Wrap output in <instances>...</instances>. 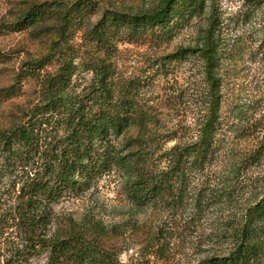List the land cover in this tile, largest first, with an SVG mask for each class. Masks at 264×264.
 <instances>
[{"label":"trees","instance_id":"obj_1","mask_svg":"<svg viewBox=\"0 0 264 264\" xmlns=\"http://www.w3.org/2000/svg\"><path fill=\"white\" fill-rule=\"evenodd\" d=\"M51 4L32 1L6 23L10 29L31 28L38 36L49 35L51 42L47 52L25 61L13 82L0 89L1 100L11 98L19 94L22 80L31 78L39 97L36 104L21 111L23 120L0 128V203L10 201L1 221L17 239L11 241L4 264H28L30 255L43 249L49 250L52 264H120L114 253L79 234L48 233L56 219L54 203L65 195L83 193L113 170L120 172L126 197L134 206L158 205L172 221L183 215L187 204L193 209L192 220L196 214L234 202L237 191L232 178L214 189L195 187L193 176L212 165L219 144L218 17L210 13L200 45L165 56L169 61L181 60L192 52L202 64L197 133L183 140L176 130L166 135L155 131L151 124L157 117L138 101L139 83H120L115 69L102 60L91 57L86 63L94 77L84 93L70 92L77 70L74 50L68 44L70 35L95 8L89 0ZM204 7L205 0H158L138 12L105 8L100 19L89 24L87 38L110 49L116 38L166 39L200 16ZM62 48L70 50L69 58H62ZM52 65L53 69H47ZM174 138L178 140L170 147L161 146L162 141ZM263 148L260 145L243 155L233 174L238 176L241 169L258 164ZM237 213L214 223L207 235L209 249L196 264H264V177L251 191V201ZM163 230L159 228L153 236V247L156 257L167 262L170 242Z\"/></svg>","mask_w":264,"mask_h":264},{"label":"rangeland","instance_id":"obj_2","mask_svg":"<svg viewBox=\"0 0 264 264\" xmlns=\"http://www.w3.org/2000/svg\"><path fill=\"white\" fill-rule=\"evenodd\" d=\"M32 1L57 2L63 6L78 0H0V89L13 82L25 61L36 59L49 49L51 36H38L31 28L6 26ZM89 1L94 4L95 13L70 35L68 43L77 65L70 92L83 94L94 77L86 63L91 57L102 60L115 69L120 83L129 80L139 83L138 101L157 117L151 124L155 131L166 135L169 130H176L177 137L183 140H190L197 133L202 64L192 52L181 60L169 61L165 56L180 48L200 45L210 13L218 17L216 70L222 93L219 144L212 165L193 176L198 185L195 187L210 185L214 189L220 188L224 179L232 178L237 193L230 205L196 214L192 220L193 209L187 204L183 215L180 213L172 221L158 205L134 206L126 197L120 172L113 170L92 182L83 193L65 195L54 203L56 219L48 233L55 230L58 236L79 234L100 249L114 253L120 264H196L209 249L207 235L214 223L236 211L239 215L251 201V191L264 177V148L258 164L246 166L238 176L233 174L243 155L264 145V0H205L203 13L170 37L161 40L147 35L133 41L116 38L111 49L87 38L89 24L96 23L105 8L138 12L158 0ZM62 50V58H69L70 50ZM38 100L36 81L22 80L19 94L0 99V128L23 120L21 111ZM176 140H164L161 146L170 147ZM9 205L10 201L0 203V264L10 254L11 241L17 242L1 221ZM159 228L165 230L170 242L167 262L156 257L153 247V236ZM28 264H52L49 250L31 254Z\"/></svg>","mask_w":264,"mask_h":264}]
</instances>
